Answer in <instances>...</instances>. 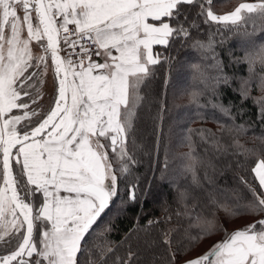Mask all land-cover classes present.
Instances as JSON below:
<instances>
[{"label": "snow or ice", "instance_id": "obj_1", "mask_svg": "<svg viewBox=\"0 0 264 264\" xmlns=\"http://www.w3.org/2000/svg\"><path fill=\"white\" fill-rule=\"evenodd\" d=\"M226 33L244 38L243 54L229 50L228 64L217 51ZM177 46L200 57L190 65L204 86L191 92L197 117L208 119L199 111L208 105L199 100L209 92L208 104L232 121L220 124V131L231 136L233 155L243 157L237 168L250 172L236 175L250 199L238 188H217L207 172L213 190L204 205L189 204L190 193L177 186L175 216L187 218L188 228L180 241L174 238L178 229L146 240L148 264H264V217L231 231L216 217L221 210L228 217L264 214V132L254 137L259 147L239 143L256 123L264 130V97L251 95L264 92V0H242L227 13L218 12L216 0H0V264H142L129 238L139 239L138 232L147 234L160 221L145 218L117 242L109 238V214L117 201L126 210L151 192L155 175L146 185L134 175L139 110L156 66L171 68L169 53ZM240 64L247 65V77L227 74V67ZM49 73L52 93L45 107ZM237 81L232 91L258 105L256 121L237 124L235 106L218 102L221 86ZM166 110L162 104L156 118L162 121ZM184 141L190 151L181 174L190 173L202 186L197 143L220 154L228 148L207 128L186 129ZM168 166L165 153L161 181ZM171 220L169 214L164 222ZM216 231L223 232L221 241L181 259ZM125 244L122 256L118 249ZM157 244L164 251H152Z\"/></svg>", "mask_w": 264, "mask_h": 264}, {"label": "trees", "instance_id": "obj_2", "mask_svg": "<svg viewBox=\"0 0 264 264\" xmlns=\"http://www.w3.org/2000/svg\"><path fill=\"white\" fill-rule=\"evenodd\" d=\"M238 1L216 0L217 10ZM249 30H251V25H249ZM226 36V42L217 51L220 53L224 63L228 64L229 50L237 55L243 54L241 47L238 48V45L242 46L244 44V38L233 33H226ZM169 55L174 57L171 68L167 64L156 66L154 77L144 88L146 99L139 110V121L135 135L137 160L139 162L134 167V175L141 178L142 185H146L153 175H155L156 179L146 200H142L139 205H128L126 210L125 206L117 201L109 214L113 225V231L109 238L117 242L124 240L126 234L143 225L145 218H157L160 221L147 234L144 231L138 232L139 239H137V236L129 238L133 250L139 247L143 258L142 264H148L151 256V252L145 250V241L153 239L158 241L161 230L178 229L174 234L175 240L180 241L184 238V229L188 228L189 221L187 218H177L175 216V212L179 207L177 203V186L180 190H187L190 193L189 204L198 201L201 205H204L208 202V192L213 190V186L208 184L204 178L205 172H207L215 181L217 188H227L229 190L238 188L240 195L250 199V194L242 185H239L236 179L237 173L249 176L250 172H244L237 168V160L242 161L243 157L233 155L234 149L231 136L226 131L223 133L220 131V124H231L232 121L228 117H224L218 109L212 108L211 104H208L209 92H205L199 100L200 104L208 105L199 109L201 114L208 117L207 120H201L197 117L198 109L191 102V92L203 90L204 87L194 74V70L190 67L191 64L200 62L199 54L187 47L180 48L177 46L170 51ZM257 71H259L258 68ZM226 72L228 75H233L234 73L236 76L247 77L248 75L246 64L229 66L226 68ZM237 86L238 81L234 82L232 87L221 86L218 102L225 106H235L232 109V115L236 117L235 122L237 124H244L249 120L256 121L258 105L254 104L253 99H247L242 102L239 94L232 91V88ZM251 95L259 99L264 97V92L255 89ZM162 104L166 106L167 110L163 114V120L160 121L156 117ZM239 108L243 109V113L237 115V109ZM217 120L220 123H217ZM188 128L194 130L199 128L211 129L220 138L221 143L228 148L227 154H220L210 144L197 143L196 151L203 164L197 169L196 174L202 186H197L192 182L190 173L181 174L182 166L186 163L185 154L190 151L189 146L184 141V134ZM262 132L264 130H262L259 123H256L254 128L249 129L246 134L239 137V143L247 148L259 147L260 140L254 137L261 136ZM194 139L198 140L196 137ZM165 153L168 155L169 166L166 178L161 181L159 179L160 169L164 166ZM209 162L214 168L209 167ZM251 166H253V162L249 161L248 167L250 168ZM140 208H142V211H139ZM165 208L168 209V213L165 212ZM200 210V208L196 209V211ZM169 214L172 215V220L165 223V216ZM204 214L208 215L209 213L206 210ZM137 215L141 217L139 223L135 222ZM216 217L222 226L231 231L249 223L232 227L238 222L246 219H252L250 221L252 222L264 217V214L228 217L221 210L216 212ZM191 231L194 234L197 230L192 229ZM216 237H221L222 240L223 232L216 231L211 236L204 237L199 243L191 247L188 252L182 253L181 259L183 260L202 244ZM175 247L176 245L174 244L173 248L175 249ZM126 251L127 244L118 249L119 254L122 256L126 255ZM152 251H164L163 245L157 244Z\"/></svg>", "mask_w": 264, "mask_h": 264}, {"label": "rangeland", "instance_id": "obj_3", "mask_svg": "<svg viewBox=\"0 0 264 264\" xmlns=\"http://www.w3.org/2000/svg\"><path fill=\"white\" fill-rule=\"evenodd\" d=\"M242 2V0H239L238 2L234 3V4H230V5H227L226 7L224 8H220V10H218V12H221V13H227V12H230L231 10L227 11L226 9H234L235 6L238 5V3ZM247 2H252L250 0H247ZM225 9V10H224ZM241 46L238 45V48H240ZM52 93V77H51V73H49V76H48V80H47V85L45 87V95H44V99L42 101L43 105L46 107L48 106L49 104V100H50V94ZM252 219H246L244 221H240L238 222L237 224L233 225L232 227L234 226H240V225H244L248 222H250ZM221 241V237H216L214 238L213 240L211 241H208V242H205L204 244H202L196 251L192 252L191 254H189L188 256H186L184 259H191V258H194L196 256H199V255H202L204 254L206 251H208L210 249V247L216 243V242H219Z\"/></svg>", "mask_w": 264, "mask_h": 264}, {"label": "crops", "instance_id": "obj_4", "mask_svg": "<svg viewBox=\"0 0 264 264\" xmlns=\"http://www.w3.org/2000/svg\"><path fill=\"white\" fill-rule=\"evenodd\" d=\"M50 97H51V94H50Z\"/></svg>", "mask_w": 264, "mask_h": 264}]
</instances>
